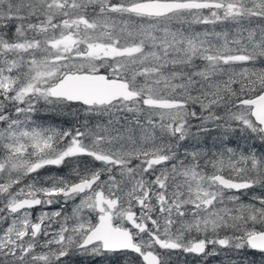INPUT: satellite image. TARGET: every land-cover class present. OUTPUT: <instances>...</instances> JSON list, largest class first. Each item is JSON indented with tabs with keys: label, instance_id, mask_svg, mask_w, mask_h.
<instances>
[{
	"label": "snow or ice",
	"instance_id": "6c2138e0",
	"mask_svg": "<svg viewBox=\"0 0 264 264\" xmlns=\"http://www.w3.org/2000/svg\"><path fill=\"white\" fill-rule=\"evenodd\" d=\"M221 251L264 264V0H0V264Z\"/></svg>",
	"mask_w": 264,
	"mask_h": 264
},
{
	"label": "trees",
	"instance_id": "16d2710c",
	"mask_svg": "<svg viewBox=\"0 0 264 264\" xmlns=\"http://www.w3.org/2000/svg\"><path fill=\"white\" fill-rule=\"evenodd\" d=\"M198 29H200V26H198ZM40 108L41 110L39 112L33 114L32 119L36 122V124L42 126L47 127L51 125L66 129V128H71L73 126H78V124L83 121L82 116L78 120L75 116L71 115L70 109L66 110L64 114L57 115L51 111L45 110V108L42 105L40 106ZM249 142L255 143L259 146V141H249ZM239 143H241V145L245 144L243 140H240ZM232 146H235V141ZM49 168L52 169L53 171H57L58 175H62L66 170H68V168H65L63 166H60L59 168L56 166H50ZM45 171L46 170H42V172ZM219 256L218 258H216L218 263L228 264L223 262L225 259L229 260V258L226 257L225 254H220ZM116 259L117 258L115 256L109 258H100L87 254L82 255L80 253H74L73 256L70 255V257L65 258V264H112V262L116 261ZM119 264H127V261L125 259H120Z\"/></svg>",
	"mask_w": 264,
	"mask_h": 264
},
{
	"label": "rangeland",
	"instance_id": "374dc122",
	"mask_svg": "<svg viewBox=\"0 0 264 264\" xmlns=\"http://www.w3.org/2000/svg\"><path fill=\"white\" fill-rule=\"evenodd\" d=\"M197 29H198V26H197ZM49 167L50 166H48L45 169H42V170H46L45 172H42V170H41V172L39 174V179L44 180V179H46L47 177H50V176H67L69 174V172H70V168H68V170H66L62 175H58L57 174L58 173L57 171H53ZM59 207H60L59 205H55V204L52 205V206H47V205H45L43 207H40L39 206L37 209L34 210V214H33L34 215V218L36 216H38L41 213V211H47V212L55 211V210H58ZM71 207H72V204L71 203H69L68 205H66L65 206L66 211H69L70 212L71 211ZM220 254H225V253L221 251L218 255L208 257L206 264H220L216 260V258H218V256ZM219 257H221V256H219ZM180 258L181 259H187L190 262V264H193V262H198V258L196 259L195 257H191V256H187L186 257V255H185V256H182ZM223 262L224 263H228V260L225 259Z\"/></svg>",
	"mask_w": 264,
	"mask_h": 264
},
{
	"label": "flooded vegetation",
	"instance_id": "af4514ba",
	"mask_svg": "<svg viewBox=\"0 0 264 264\" xmlns=\"http://www.w3.org/2000/svg\"><path fill=\"white\" fill-rule=\"evenodd\" d=\"M71 256H73V254L71 255ZM70 257V256H69ZM186 257H187V255H186ZM192 257V256H191Z\"/></svg>",
	"mask_w": 264,
	"mask_h": 264
}]
</instances>
